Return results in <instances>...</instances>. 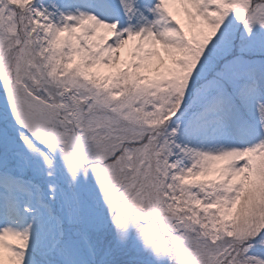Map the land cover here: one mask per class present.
Wrapping results in <instances>:
<instances>
[{
    "label": "snow or ice",
    "instance_id": "6c2138e0",
    "mask_svg": "<svg viewBox=\"0 0 264 264\" xmlns=\"http://www.w3.org/2000/svg\"><path fill=\"white\" fill-rule=\"evenodd\" d=\"M0 264H264V0H0Z\"/></svg>",
    "mask_w": 264,
    "mask_h": 264
}]
</instances>
